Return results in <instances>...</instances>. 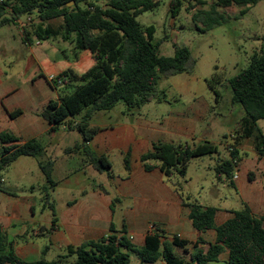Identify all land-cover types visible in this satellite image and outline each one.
Wrapping results in <instances>:
<instances>
[{
    "label": "trees",
    "instance_id": "16d2710c",
    "mask_svg": "<svg viewBox=\"0 0 264 264\" xmlns=\"http://www.w3.org/2000/svg\"><path fill=\"white\" fill-rule=\"evenodd\" d=\"M261 1L218 0L210 11H200L193 20L204 21L206 28L202 33H206L226 23L227 11L244 8L240 12L244 16ZM159 7L158 0H8L0 6V29L31 18L40 22L35 31L39 40L61 36L68 42L75 37V63L42 64L41 77L48 82L54 77V82L49 83L60 90V96L57 101L49 102L41 116L56 128L64 126L68 132H78L83 143L67 152H77L83 147L92 166L100 173L111 174L112 166L107 158L97 156L87 147L100 131L90 126L93 116L98 112H110L120 104L125 105L128 114H136L151 103L160 104L166 101L165 93L159 95L157 92L162 78L194 71L196 62L188 48H176L173 57L162 56L161 43L155 41L156 28L139 23L142 14L154 12ZM182 7L181 0L171 4L173 18L180 15ZM54 21L62 23L55 28L51 25ZM220 80L215 74L207 81L209 89L217 96L216 84ZM59 81L61 86L57 85ZM228 83L232 103L243 108L244 117L230 148L233 150L230 159H218L215 171L234 187L233 178L239 169L235 161H241L238 151L241 141L251 140L259 159L264 160V132L259 126L264 121V52L254 54L248 68ZM21 114L17 111L9 116L16 119ZM79 116H82L81 121L76 120ZM19 141L9 133L0 134V181L20 158H39L45 152L37 140L17 145ZM218 154L219 148L207 141L193 146L159 142L141 157L147 172L158 168L166 178L176 180L175 187L190 211L193 227L200 233H217L216 242L209 245L207 251L201 249L204 245L201 239L192 243L177 236L169 237L155 227L141 248H136L125 236L110 235L98 243L69 248L67 256L56 261L41 259L27 263L18 258L0 228V264H132L133 257L141 264H214L224 253L229 255L227 264H264V218L255 217L244 207L234 213L233 219L217 227V208L204 207L183 195L191 162ZM124 163L130 171L129 154ZM39 167L48 184L54 186L53 163L40 162ZM250 181H253V174ZM0 191L5 192L1 182ZM118 201L114 200V207ZM56 223L54 218L52 230ZM110 232H115L113 225ZM71 258L75 260L70 261Z\"/></svg>",
    "mask_w": 264,
    "mask_h": 264
},
{
    "label": "crops",
    "instance_id": "0c3cea01",
    "mask_svg": "<svg viewBox=\"0 0 264 264\" xmlns=\"http://www.w3.org/2000/svg\"><path fill=\"white\" fill-rule=\"evenodd\" d=\"M27 19H21L16 26L23 36L24 47L31 50L40 22L34 21L38 24L34 31L27 24ZM37 45L40 46V42ZM31 52L33 55L34 52ZM43 63L52 62L32 59L25 71L12 76L4 73L0 66V134L16 136L20 140L17 145L37 140L45 149L41 157L20 158L12 167L28 163L25 161H34L38 167L40 162L53 163L54 186L48 184L39 167L44 183L39 194L30 182L17 180V184H13L9 182L7 173L2 177L5 192L0 191V228L18 258L27 263L41 259L52 262L67 256L69 248L98 243L110 235L118 238L125 236L128 240L133 237L131 244L141 248L155 227L169 237L177 236L192 243L201 239L204 241L201 249L207 251L209 245L216 242L217 233L198 232L189 219V209L184 206L175 187L176 180L166 178L158 168L147 172L141 157L159 142L181 145L205 142V138L197 136L196 127L210 113V108L197 105L186 112L160 111L161 122L148 119L141 111L136 114L125 111L119 114L120 119L114 118L112 112L118 106L110 112L96 113L90 126L100 131L87 147L97 156L107 158L112 166L111 174L100 173L92 166L83 147L77 152H67L81 145L83 138L69 147L67 136L73 132L66 131L64 126L56 128L42 118L41 114L49 102L57 101L60 96V90L41 77ZM58 63L62 62H53ZM31 68L34 77H30ZM164 102L158 104L161 106ZM17 111L22 114L11 119L9 113ZM247 143L253 146L251 140H243L238 147L241 164L238 179H233V184L243 206L248 207L255 217L264 218V160L259 159L253 147L251 152H247ZM249 153L254 159L242 157ZM127 154L130 155V171L124 163ZM227 155L225 159H230L228 150ZM112 160L118 161L121 168L119 174L113 172ZM256 170L259 176L253 175V181H250V175ZM226 183V180L220 179L221 186ZM62 192H69L72 196L64 199ZM46 198L47 201H44ZM116 199L119 201L114 207ZM118 211L120 214L116 220ZM235 212L238 211L218 209L215 225H224L234 218ZM54 218L57 223L52 230ZM112 225L115 228L113 233L110 232ZM221 259L228 262V253L222 254Z\"/></svg>",
    "mask_w": 264,
    "mask_h": 264
},
{
    "label": "rangeland",
    "instance_id": "374dc122",
    "mask_svg": "<svg viewBox=\"0 0 264 264\" xmlns=\"http://www.w3.org/2000/svg\"><path fill=\"white\" fill-rule=\"evenodd\" d=\"M174 1L158 0L160 7L154 12L142 14L138 21L145 27L156 28L155 41L161 43L162 56L173 57L176 48H188L196 62L194 71L190 74L162 78L157 86V92L159 95L165 93L166 102L161 106L158 103L148 104L140 113L150 120L161 122L158 115L160 111L186 112L197 105L210 108V113L196 127V133L198 137L215 144L219 148V154L191 162L185 179L187 183L184 195L202 205L241 211L244 206L236 189L229 182L226 183L227 185H220V179H226L216 174L215 167L219 158L221 160L228 158L227 150L230 155L238 125L244 117L243 108L232 103V93L228 82L248 68L254 54L264 52V0L251 7L244 16L240 15L244 8L227 11L226 23L206 33H202L206 28L204 21L196 22L193 17L200 11H210L218 0H181L183 7L177 18H173L170 12ZM23 21H26V18ZM61 23V21H54L51 25L58 28ZM28 25L34 30L38 24L32 21ZM74 39L75 37L67 42L60 36L46 41L35 37L31 47L34 52L32 55L31 50L24 47L23 36L16 25L2 27L0 29V66L4 73L12 76L25 71L27 65H31L32 59L47 60L52 64L59 61L73 64L75 63ZM38 42L40 46L37 45ZM34 55L35 58H32ZM30 74V77L35 75L32 68ZM215 74H218L221 79L220 83L216 84L219 96L211 91L207 84V81L212 80ZM125 111V105L120 104L112 114L114 118L120 119L119 114L122 115ZM81 119L82 116L76 118L79 121ZM259 126L264 132V121H261ZM81 139V135L75 131L67 136V145L73 147ZM189 144L193 146L192 142ZM251 147L253 150L254 143L253 146L247 143L246 151L251 152ZM242 157L246 160L254 159L252 153ZM25 162L28 163H20L12 167L7 172V178L13 184H17V180L30 182L37 188L39 194L44 187L41 171L34 161ZM111 163L113 172L119 174L121 168L118 161L112 160ZM252 174L259 176L257 170ZM71 196L69 192H62L64 199H69ZM119 214L118 211L116 220ZM132 264H141V262L133 257ZM214 264H227V262L221 259Z\"/></svg>",
    "mask_w": 264,
    "mask_h": 264
},
{
    "label": "built area",
    "instance_id": "2783aa9c",
    "mask_svg": "<svg viewBox=\"0 0 264 264\" xmlns=\"http://www.w3.org/2000/svg\"><path fill=\"white\" fill-rule=\"evenodd\" d=\"M8 2V0H0V6H2V5H4V4H6ZM32 22V19L31 18H28L27 19V24H29V23H31ZM54 80H55V78L54 77H50L49 78V82L50 83H52V82H54ZM57 85L58 86H61L62 85V82L61 81H59L58 83H57ZM64 129L66 130V127H64ZM231 151H233V150H231ZM235 163L237 164V165H239L240 166V164H241V161L240 162H238V160H236L235 161ZM238 171H236V173H235V175H234V180H237L238 179ZM1 183H3L4 182V180H1L0 181ZM134 240V238L133 237H130L129 238V241H133Z\"/></svg>",
    "mask_w": 264,
    "mask_h": 264
},
{
    "label": "water",
    "instance_id": "95a60500",
    "mask_svg": "<svg viewBox=\"0 0 264 264\" xmlns=\"http://www.w3.org/2000/svg\"><path fill=\"white\" fill-rule=\"evenodd\" d=\"M72 5V3L70 4V6Z\"/></svg>",
    "mask_w": 264,
    "mask_h": 264
}]
</instances>
